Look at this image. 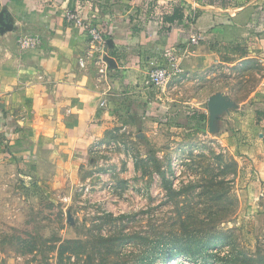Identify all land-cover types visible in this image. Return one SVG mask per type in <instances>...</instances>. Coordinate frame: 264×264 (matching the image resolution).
Masks as SVG:
<instances>
[{"label":"rangeland","instance_id":"obj_1","mask_svg":"<svg viewBox=\"0 0 264 264\" xmlns=\"http://www.w3.org/2000/svg\"><path fill=\"white\" fill-rule=\"evenodd\" d=\"M256 47L220 49L210 66L147 89L151 64L133 126H109L84 160L44 177L28 163L0 172V264H264ZM215 95L229 107L211 121Z\"/></svg>","mask_w":264,"mask_h":264},{"label":"crops","instance_id":"obj_2","mask_svg":"<svg viewBox=\"0 0 264 264\" xmlns=\"http://www.w3.org/2000/svg\"><path fill=\"white\" fill-rule=\"evenodd\" d=\"M66 11L100 29L112 48L90 44ZM21 34L39 35L42 46L21 51ZM247 45L263 57L264 0H0V172L28 163L44 177L72 156L84 160L109 126L124 118L133 126L150 95L141 80L164 48L179 49L181 68L194 72L219 61L220 49ZM107 57L116 67L101 72Z\"/></svg>","mask_w":264,"mask_h":264},{"label":"built area","instance_id":"obj_3","mask_svg":"<svg viewBox=\"0 0 264 264\" xmlns=\"http://www.w3.org/2000/svg\"><path fill=\"white\" fill-rule=\"evenodd\" d=\"M162 4L168 2V0H160ZM196 12H190V15H195ZM66 22L73 26L82 29L88 37L90 44L97 45L95 47L103 51L106 45V39L103 32L97 27L92 26L89 21H86L80 14L75 11H66L64 14ZM201 38L195 34L190 35L188 38L189 44L196 46L199 44ZM17 46L21 51L39 49L42 46V40L39 35L21 34L16 40ZM101 72L107 69V64L104 59L100 58L99 62ZM183 72L180 64L179 49L175 47L164 48L161 52V60L152 64L150 72L147 74L144 85L147 89L151 87L161 86L169 78L174 75H180ZM104 103L102 102L101 105Z\"/></svg>","mask_w":264,"mask_h":264},{"label":"water","instance_id":"obj_4","mask_svg":"<svg viewBox=\"0 0 264 264\" xmlns=\"http://www.w3.org/2000/svg\"><path fill=\"white\" fill-rule=\"evenodd\" d=\"M107 44L109 48H112V42L110 40L107 42ZM105 62L107 63V66L109 68L116 67V63L112 58L107 57L105 59ZM228 107H229V101L223 98L222 96L215 95L210 97L207 102V108L210 112L211 121L213 120V117L215 115L222 114Z\"/></svg>","mask_w":264,"mask_h":264}]
</instances>
